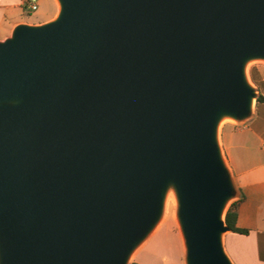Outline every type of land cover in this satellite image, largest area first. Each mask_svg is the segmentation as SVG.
<instances>
[{
    "label": "water",
    "instance_id": "95a60500",
    "mask_svg": "<svg viewBox=\"0 0 264 264\" xmlns=\"http://www.w3.org/2000/svg\"><path fill=\"white\" fill-rule=\"evenodd\" d=\"M0 40V264H130L168 200L184 264H233L220 141L264 62V0H55Z\"/></svg>",
    "mask_w": 264,
    "mask_h": 264
},
{
    "label": "crops",
    "instance_id": "0c3cea01",
    "mask_svg": "<svg viewBox=\"0 0 264 264\" xmlns=\"http://www.w3.org/2000/svg\"><path fill=\"white\" fill-rule=\"evenodd\" d=\"M39 1L42 0H37V3ZM26 2L0 0V40L8 37L16 24H40L56 14L55 0H46L50 8H54L45 12L42 19L37 17L31 20L26 17ZM253 121L234 129L225 141L222 140V131L220 135L223 152L239 190V198L242 196L236 226L249 231L246 236L231 232L224 236V248L233 264H264V154L261 156L259 149L261 146L264 148V130L252 129ZM179 259L162 257L159 264H184L183 257L181 261Z\"/></svg>",
    "mask_w": 264,
    "mask_h": 264
},
{
    "label": "rangeland",
    "instance_id": "374dc122",
    "mask_svg": "<svg viewBox=\"0 0 264 264\" xmlns=\"http://www.w3.org/2000/svg\"><path fill=\"white\" fill-rule=\"evenodd\" d=\"M53 8L54 7L52 6L50 8V5L46 3V0H42L37 3L36 11H28L25 8L26 17L31 20H34L37 17L42 19L45 12H49ZM247 77L256 90L257 98L258 96L264 97V62H251L247 68ZM251 120H254V123H252L254 124L252 129L257 131L264 130V103H258L257 100L255 101L253 116L249 121ZM246 123L242 125H237L231 121H225L222 123L220 127V135L222 131V140L225 141L226 138L228 139L234 129L240 128ZM259 149L261 150L260 154L262 156L264 154L263 146ZM171 199L167 202L164 217L156 231L153 233V237L146 242V245L137 253V255H133L130 264L134 262V258L135 263L137 264H159L162 257H168L169 259H176V257H179V261L182 260V244L174 220L175 205Z\"/></svg>",
    "mask_w": 264,
    "mask_h": 264
},
{
    "label": "trees",
    "instance_id": "16d2710c",
    "mask_svg": "<svg viewBox=\"0 0 264 264\" xmlns=\"http://www.w3.org/2000/svg\"><path fill=\"white\" fill-rule=\"evenodd\" d=\"M257 102L258 103H264V97L258 96ZM241 202H242V196L238 200H236L230 204V206L228 207V209L225 213L224 222H225L226 226L228 227V229L231 233L246 236L249 234V231L247 229H241V228H238L236 226L238 209L241 205ZM131 264H137V263L132 262Z\"/></svg>",
    "mask_w": 264,
    "mask_h": 264
},
{
    "label": "built area",
    "instance_id": "2783aa9c",
    "mask_svg": "<svg viewBox=\"0 0 264 264\" xmlns=\"http://www.w3.org/2000/svg\"><path fill=\"white\" fill-rule=\"evenodd\" d=\"M26 9L28 11H36L37 10V0H27Z\"/></svg>",
    "mask_w": 264,
    "mask_h": 264
},
{
    "label": "bare ground",
    "instance_id": "6f19581e",
    "mask_svg": "<svg viewBox=\"0 0 264 264\" xmlns=\"http://www.w3.org/2000/svg\"><path fill=\"white\" fill-rule=\"evenodd\" d=\"M224 122H225V121H224ZM224 122H223V123H224ZM224 218H225V217H224Z\"/></svg>",
    "mask_w": 264,
    "mask_h": 264
}]
</instances>
